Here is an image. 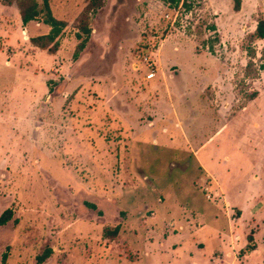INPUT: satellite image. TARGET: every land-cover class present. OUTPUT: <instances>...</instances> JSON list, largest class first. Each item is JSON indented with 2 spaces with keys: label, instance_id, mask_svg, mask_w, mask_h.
<instances>
[{
  "label": "rangeland",
  "instance_id": "rangeland-1",
  "mask_svg": "<svg viewBox=\"0 0 264 264\" xmlns=\"http://www.w3.org/2000/svg\"><path fill=\"white\" fill-rule=\"evenodd\" d=\"M50 6L0 0V264H264V0Z\"/></svg>",
  "mask_w": 264,
  "mask_h": 264
},
{
  "label": "trees",
  "instance_id": "trees-1",
  "mask_svg": "<svg viewBox=\"0 0 264 264\" xmlns=\"http://www.w3.org/2000/svg\"><path fill=\"white\" fill-rule=\"evenodd\" d=\"M6 4L15 3L19 13L22 24H26L30 20L41 19L43 23L49 26L48 32L31 37V41L40 47H44L50 42L57 44L58 38L65 26V22L62 19L54 16L50 6V0H3ZM169 2H176V0H169ZM242 0H232V7L234 10H239ZM85 29V28H84ZM254 35L257 38H264V18H259L255 27ZM91 207H95L93 203H87ZM11 209H5L0 215V224H4L11 217ZM119 230V225H115L111 229L105 230V235H111L115 237ZM247 239L249 242L253 240L252 233L248 234ZM254 244L248 243L247 248L253 249ZM51 252V248H46L40 255L37 256L38 261H43Z\"/></svg>",
  "mask_w": 264,
  "mask_h": 264
},
{
  "label": "crops",
  "instance_id": "crops-1",
  "mask_svg": "<svg viewBox=\"0 0 264 264\" xmlns=\"http://www.w3.org/2000/svg\"><path fill=\"white\" fill-rule=\"evenodd\" d=\"M8 7H9V5H8ZM4 10V9H3ZM156 76V75H155ZM149 109H151V108H149ZM151 110H153V113H154V117H155V113H156V111H157V108H155V106L154 107H152V109ZM126 121V120H125ZM153 121V120H152ZM152 121H151V123H152ZM127 122V121H126ZM150 124V123H149ZM133 132V131H132ZM136 133V131H134V133H132V136H134V134ZM199 167L204 171V170H207L206 168H203L201 165H199ZM198 167V168H199ZM195 181H197V177H196V180ZM161 199V198H160ZM159 199V197L157 198V200H160ZM161 200H163V199H161ZM170 206H166V209H165V211L166 212H168L169 213V211H170ZM122 210H123V208H121ZM152 213L153 214H151V215H155V213H154V211H152ZM168 224L170 225V226H174V227H176V223L174 222V221H172V220H170L169 222H168ZM155 225H157V224H151V228L152 229H154L155 228ZM163 225V224H162ZM158 227V226H157ZM178 230H180V229H182V228H184V226H182V224H178ZM158 229V228H157ZM163 230L164 228H159V231L160 230ZM160 231L161 233H162V235H164V236H166L167 235V233L165 232V231ZM175 230V229H174ZM177 230V231H178ZM176 231V232H177ZM218 231V234H219V232H220V229H218L217 230ZM170 232H172V233H176L175 231L173 232V231H170ZM223 234H226L225 232H222ZM229 236H230V246L229 245H227V247L228 248H226V250H224V249H222V246H221V244H219L217 247H215V249H214V253H213V255H214V257L217 259H221V262L223 263V261H222V259L224 258V257H226V258H229L230 259V261H229V264H242L241 263V261H239L238 260V258H237V256H236V254H235V250H234V244H233V241H234V238H233V234H229ZM240 236V235H239ZM238 236V237H239ZM236 240H237V238H236ZM197 245L200 247L201 245H203V243H202V240H199L198 241V243H197ZM251 254L252 253H250V254H247L246 256V262H248V260H249V258H250V256H251Z\"/></svg>",
  "mask_w": 264,
  "mask_h": 264
},
{
  "label": "built area",
  "instance_id": "built-area-1",
  "mask_svg": "<svg viewBox=\"0 0 264 264\" xmlns=\"http://www.w3.org/2000/svg\"><path fill=\"white\" fill-rule=\"evenodd\" d=\"M152 75H154V71H150V72L147 74V77H151ZM208 190H209V189H208V186L205 185V187H204L205 197H206V198H211L212 193H210ZM214 193H215V192H214Z\"/></svg>",
  "mask_w": 264,
  "mask_h": 264
}]
</instances>
